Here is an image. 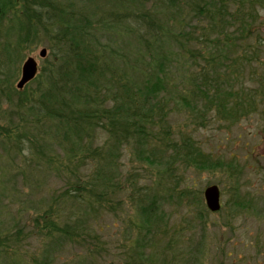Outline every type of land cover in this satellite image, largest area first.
I'll list each match as a JSON object with an SVG mask.
<instances>
[{"label": "trees", "instance_id": "trees-1", "mask_svg": "<svg viewBox=\"0 0 264 264\" xmlns=\"http://www.w3.org/2000/svg\"><path fill=\"white\" fill-rule=\"evenodd\" d=\"M63 4L0 0V26L11 14L21 34L11 41L10 33H4L2 43L0 29V120L8 125L0 126V135L20 151L27 142L43 155L63 137L73 154L70 163L76 165L66 190L37 219L38 226L48 229L46 238H63L99 259L106 249L102 218L115 213L114 198L126 189L137 218L131 219V230L140 235L126 249V264L212 263L210 254L193 259L185 253L179 240L187 243L182 228L173 224L169 229L163 217L166 198L161 190L167 180L169 196L178 195L182 205L188 203L187 209H196L188 225L198 222L203 227L211 212L200 191L180 186L175 169L179 164L196 171L215 170L218 165L231 170L232 163L215 164L191 140H176L169 121L174 111L170 103L202 102L206 107L215 103L217 113L233 121L257 111L259 98H264V45L253 31L260 30L264 0H118L119 13L110 19L113 28L133 22L128 31L139 44L131 66L102 35L116 31H108L106 18L111 16L94 19ZM41 42L49 47L51 57L24 90L12 88L14 64L25 49ZM193 72L187 94L177 82L181 73ZM249 72L252 90L245 87ZM125 151L138 167L122 184L119 161ZM235 189L237 204H227L219 212L229 213L223 219L226 226L240 213V204L250 201L249 193L239 195L240 189ZM69 201L76 206L73 223L66 210ZM144 240L150 241L149 247L142 246ZM160 241L166 244L157 250L152 244ZM232 255L229 264H242L239 258L230 259Z\"/></svg>", "mask_w": 264, "mask_h": 264}, {"label": "rangeland", "instance_id": "rangeland-1", "mask_svg": "<svg viewBox=\"0 0 264 264\" xmlns=\"http://www.w3.org/2000/svg\"><path fill=\"white\" fill-rule=\"evenodd\" d=\"M60 1L64 6L71 5L69 7L84 11L88 17L92 16L94 19H102L105 15L111 16L106 18L108 31L110 29L116 31L107 35L103 32L102 35L106 36L104 39L109 40L119 56L127 59L129 66L133 65L139 46L136 35L128 31L134 26L133 22H127L126 28L118 25L113 28L114 22L110 20L119 13L116 9L119 6L118 0ZM10 16L11 14H7L0 26L2 43L4 33H10L11 41L21 36L19 28L15 27V21L12 22ZM261 16L258 20L260 30L253 32L259 35L264 45V14ZM195 26L194 23L191 25ZM249 41L252 42L253 39ZM44 44L41 42L29 51L24 50L21 59L14 64L15 69H11L15 71L14 77L10 80L13 83L12 88H16L21 78L23 63L29 57H34L41 69L46 60L40 57L41 50L47 49V58L51 57L49 47ZM262 51L264 52V48ZM261 64L264 68V53ZM194 74L195 72L187 76L181 73L182 77L177 82V86L187 94L191 86L189 78ZM134 77L139 78V75ZM247 77L245 87L252 90L253 86L248 83L251 79L250 72ZM8 86L10 87L6 84L5 89ZM33 87L34 85L29 86V91H32ZM3 105L4 110L8 109L7 104ZM170 106L174 108L169 121L176 140L180 142L183 139L191 140L189 143L200 147L204 153L211 156L215 164L232 163L231 170L218 165L215 170L202 171L188 169L178 164L175 170L176 178L181 181L180 186L187 184L200 191L202 203L206 208L204 190L210 185H217L220 188L222 208L227 204L229 206L237 204L234 203L235 187L240 189L239 195L249 193L250 201L240 204L241 209L238 210L240 213L237 216L235 214L230 226L223 222L229 215L227 211L223 214L219 213L220 211L219 214L211 212L203 227L198 222L196 225H188L196 217L194 213L196 209L193 206H189L190 210L187 209L188 203L185 201L182 205L183 199L181 201L178 195L169 196L170 184L165 180L161 194L166 198L163 217L169 224L168 228H172L173 224H178L182 228L180 231L183 232L184 239L186 237L187 243L184 244L182 238L179 240L183 247H186L185 253L189 258L196 259L201 254H210L212 263L209 260V264L220 262L229 264L227 258L233 254L230 259L239 258L242 264H264V98H259L256 112L241 116L237 121L223 113L218 114L215 103L206 107L202 102H189L183 106L179 102H171ZM0 126L8 125L7 122L0 120ZM62 139L58 138V145L48 148L49 155L46 153L43 155L35 148H31L27 142L20 151L0 135V264H126V249L129 250L135 239L140 238L138 230L135 232L131 230L130 221L137 218L129 198L130 192L126 189L114 198L115 213H107L102 218L101 234L106 249L103 257L99 259L86 255L80 245L63 238L58 237L55 240L46 238L48 229H43L42 224L38 226L37 219H42L53 205L54 198L66 190L70 172L76 169L74 161L70 163L73 155L71 147ZM134 163L129 151H125L119 161L122 184L126 178L128 179L131 169L138 167ZM85 173L88 175L91 173L90 167ZM148 173L149 169L142 174ZM151 173L155 178V172L151 170ZM125 185L127 186V183ZM66 210L73 223L76 219L75 203L69 201ZM92 223L85 222V226ZM149 242L144 240L142 246L149 247ZM165 244L166 241H160L152 245L158 246L157 250H161ZM222 252L225 255H222ZM47 253H50V256Z\"/></svg>", "mask_w": 264, "mask_h": 264}, {"label": "water", "instance_id": "water-1", "mask_svg": "<svg viewBox=\"0 0 264 264\" xmlns=\"http://www.w3.org/2000/svg\"><path fill=\"white\" fill-rule=\"evenodd\" d=\"M41 58H46L48 55V50L43 49L40 52ZM39 73V65L34 57H29L22 66L21 79L17 84L18 90H23L26 85L35 80ZM204 197L206 201L207 208L211 212H218L221 209V191L217 185L208 186L205 189Z\"/></svg>", "mask_w": 264, "mask_h": 264}]
</instances>
